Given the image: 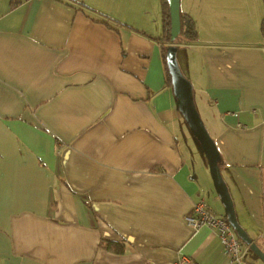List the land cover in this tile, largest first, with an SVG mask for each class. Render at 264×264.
Masks as SVG:
<instances>
[{
	"label": "crops",
	"instance_id": "0c3cea01",
	"mask_svg": "<svg viewBox=\"0 0 264 264\" xmlns=\"http://www.w3.org/2000/svg\"><path fill=\"white\" fill-rule=\"evenodd\" d=\"M246 7L185 0L208 31L177 47L264 251V37L234 32ZM161 32V0H0V264H231L214 229L186 221L200 199L224 209L193 167ZM242 262L262 264L244 243Z\"/></svg>",
	"mask_w": 264,
	"mask_h": 264
},
{
	"label": "water",
	"instance_id": "95a60500",
	"mask_svg": "<svg viewBox=\"0 0 264 264\" xmlns=\"http://www.w3.org/2000/svg\"><path fill=\"white\" fill-rule=\"evenodd\" d=\"M166 1L169 5L171 37L173 39L179 32L180 0ZM177 50L178 47L175 44H169L164 54L165 66L175 99L176 109L188 127L193 140L198 144L206 158L212 185L223 206L225 218L236 236L248 246L253 259L259 260L264 264V251L252 240L236 218L233 201L220 171L219 162L221 157L218 147L197 110L194 102L193 86L180 68L177 60Z\"/></svg>",
	"mask_w": 264,
	"mask_h": 264
},
{
	"label": "built area",
	"instance_id": "2783aa9c",
	"mask_svg": "<svg viewBox=\"0 0 264 264\" xmlns=\"http://www.w3.org/2000/svg\"><path fill=\"white\" fill-rule=\"evenodd\" d=\"M186 221L193 229H198L201 226L214 229L224 246L225 254L229 257L231 264H243V242L236 236L225 216L213 214L203 199L198 200L193 205L190 214L186 216Z\"/></svg>",
	"mask_w": 264,
	"mask_h": 264
},
{
	"label": "rangeland",
	"instance_id": "374dc122",
	"mask_svg": "<svg viewBox=\"0 0 264 264\" xmlns=\"http://www.w3.org/2000/svg\"><path fill=\"white\" fill-rule=\"evenodd\" d=\"M243 1L246 2V5H247L245 10H246L248 19H247V21H245V24L243 23V27H241L240 29H238V28L234 29L235 30L234 32L235 33H239V31H244V32L247 33V36L237 34L238 37L241 38V40H246L247 39V41H255L256 39L259 38V35H260V32H259V25L260 24H259L258 19H260V16L262 15V12L264 10V5L262 3V0H243ZM181 3L184 5L185 0H180V6H181ZM206 23L207 22H200V24H199V26L197 28L198 33H199L198 37L200 39H203V38L206 37V32L208 31V28H204L203 29V26H201L202 24H206ZM221 26H223V25H221ZM223 27H225V26H223ZM227 28H230V26H227ZM227 28H224L222 30L226 31ZM231 37H234V36H231ZM177 60H178V63L180 65V68H181L183 74L185 76H187V72H186V68L184 66L181 49H179L177 51ZM195 98H194V102H195V105L197 107V104H198L197 100L198 99L197 98L195 99ZM197 110H198V108H197ZM197 150H196V152H197ZM198 152H197L198 156L196 158H194L193 167H194L196 172H198L199 174L200 173L201 174H205V176H207V178H209L210 182H212L211 178H210V174H209V169H208L206 158H205V156H204L202 151H201L202 152L201 156H200V154Z\"/></svg>",
	"mask_w": 264,
	"mask_h": 264
},
{
	"label": "trees",
	"instance_id": "16d2710c",
	"mask_svg": "<svg viewBox=\"0 0 264 264\" xmlns=\"http://www.w3.org/2000/svg\"><path fill=\"white\" fill-rule=\"evenodd\" d=\"M263 5H264V0ZM84 5V4H83ZM161 26L162 32L159 37V41L162 47V51L165 54L167 45L169 44H187L191 42H196L198 37V32L195 29L194 21L190 15L183 11H179V32L175 38L171 37V18L169 5L166 0H161ZM260 34L264 37V14L260 24ZM168 76V73H167ZM169 79V76H168ZM114 242L106 241L103 245L106 248H113L116 252L122 251V248H118L112 245ZM113 246V247H112Z\"/></svg>",
	"mask_w": 264,
	"mask_h": 264
}]
</instances>
